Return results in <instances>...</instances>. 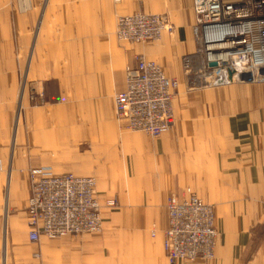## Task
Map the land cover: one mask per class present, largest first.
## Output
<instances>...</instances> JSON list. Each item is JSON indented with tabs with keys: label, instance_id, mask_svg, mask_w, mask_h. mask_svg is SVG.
Segmentation results:
<instances>
[{
	"label": "crops",
	"instance_id": "obj_1",
	"mask_svg": "<svg viewBox=\"0 0 264 264\" xmlns=\"http://www.w3.org/2000/svg\"><path fill=\"white\" fill-rule=\"evenodd\" d=\"M25 2L21 8L0 0V76L9 73L7 94L5 90L0 94V109H13L14 114L7 120V124L13 125L14 144L11 153L8 148L10 166L6 167L9 173L8 206L16 202L13 189L17 182L11 174L20 172L19 163L26 168L49 165L55 172L79 175L121 172L134 182L131 200L138 210L130 215L143 234L144 247L153 253V262L170 264L162 246L164 230L168 226V198L182 199L187 196V189H191L214 206L219 237L211 261H180L177 264H264V83L230 81L212 86L186 78L183 57L196 50L193 0H135V5L129 9L131 13L138 11V4L142 3L145 11L168 14L174 30L158 41L131 43L134 46L130 51L118 45L115 58L119 61L124 58L126 63L114 71L111 69L112 15L124 10L120 7L113 12L111 6L100 5L95 17L92 8V21L97 20L98 24L91 25L95 32L89 34L86 42L98 51L87 57L99 65L93 70L86 69L82 76V85L92 91L88 101L77 108L79 112L81 108L83 115L32 118L35 128L29 146L25 134L20 138L15 127L14 99L10 98L16 86L15 70L4 67L5 62L33 60L31 31L36 28L37 9L33 0ZM39 12L38 40L43 36L44 27L46 31L50 30L57 45L63 37L65 43L70 35L72 39L74 21H79V16L74 18L72 14L80 12L79 6L50 5ZM75 30L78 33L79 28L76 26ZM71 43H79V40L72 39ZM42 51L51 59L60 55L58 49L48 54L47 46L40 50L41 55ZM139 53L157 61L167 76L179 80L174 102L176 120L158 138L128 130L125 121L118 120L115 114L113 94L125 90L126 67L136 65ZM3 86L0 80V90ZM22 105L25 107V93ZM28 123L26 121L27 126ZM2 170L1 167L0 172ZM20 184L28 188L24 199L19 201H24L21 204L24 205L30 196L29 177L21 176ZM95 196L99 202L109 196V190L106 191L100 181ZM124 204L129 205L128 197ZM110 209L103 210V219L111 214ZM6 219L2 217L7 230H2L3 261L0 264H7L8 245L18 233L13 228L15 218L8 222ZM22 219L27 224V213ZM153 223L157 226L154 238L147 231ZM25 234L29 237L28 229ZM65 237L69 236L54 238L65 240V246L68 244L62 254H70L73 258L86 254L96 261L94 245L97 238L88 237L80 242L82 238ZM27 240L31 243L29 238ZM50 240L53 239L41 235V253ZM105 247L100 248L104 255ZM34 249L36 252L38 248ZM56 250H59V244ZM95 261L89 263L96 264Z\"/></svg>",
	"mask_w": 264,
	"mask_h": 264
},
{
	"label": "built area",
	"instance_id": "obj_2",
	"mask_svg": "<svg viewBox=\"0 0 264 264\" xmlns=\"http://www.w3.org/2000/svg\"><path fill=\"white\" fill-rule=\"evenodd\" d=\"M196 50L183 57L185 75L205 85L232 81L264 83V0H193ZM118 38L131 43L160 40L174 30L166 13L136 11L117 19ZM126 67V88L114 96L115 114L133 131L160 137L175 122L179 80L144 54ZM27 200L29 239L58 238L98 232L103 211L95 196V176L55 172L48 166L29 172ZM187 196L166 202L168 226L163 249L170 264L195 263L215 256L219 231L214 206L187 189ZM106 207L116 206L114 198ZM155 235V230L153 231Z\"/></svg>",
	"mask_w": 264,
	"mask_h": 264
},
{
	"label": "rangeland",
	"instance_id": "obj_3",
	"mask_svg": "<svg viewBox=\"0 0 264 264\" xmlns=\"http://www.w3.org/2000/svg\"><path fill=\"white\" fill-rule=\"evenodd\" d=\"M33 1V5L35 4L37 9V15L35 20L36 28H34V30L32 29L31 31V47H33V60L5 62L6 65L4 66L7 70L9 69L11 71L12 68L15 70L16 86L14 95L12 94L10 98L14 99L12 105L14 106V111L16 112L15 120H17V123L15 127H17L16 130L18 129L17 134H19L20 138H23V134H25L28 146L32 144L31 138L33 134V129L35 128V126L32 125V118L41 116H54L64 118L72 116L77 117L83 115L81 108L80 112L77 111V108L81 107L80 104L86 103L88 101V97L89 95H92V91L89 90L87 86L82 85V81L84 79L82 76H84V72L86 71V69L93 70V68H95L97 64L99 65L97 61L90 60V57H87L92 56L93 52L98 51L97 48L95 49L91 44H87L86 42L87 38L89 37V34H93L95 32V30L91 28V25L98 24L97 20L92 21V8L95 10V17L97 16V10L100 5H105L106 7L111 6L113 12L115 9L119 10L118 8L120 7L122 8V10H124L123 12L115 11V14L113 13L112 15V30L110 31V36L112 37L113 41V59L111 61V69L113 71L117 69L119 65L123 66L126 63L124 58H122L121 61L116 60L115 58V54L116 52H118L116 51L118 45L124 49L126 48L129 51L134 46L133 44H131V42L118 38L116 34V24L117 19L120 15L129 14V9H131L132 6L135 5V0ZM6 3L7 5L11 4L12 6L17 5L18 7H21L26 2L25 0H6ZM57 4L80 7L79 13L72 14L74 18L75 16H79V21H74V30L72 33L74 34L72 39H78L79 43H71L72 39L70 35L67 43H65V38L63 37L61 38L60 43L57 45L54 43V37L50 35V30L46 31V27L43 28L42 38H39L38 40V33L40 29L39 11L44 10V7L46 6ZM138 5L139 6L136 10L145 11V8H143L142 3ZM76 21L78 24H76ZM76 26L77 28H79L78 33L75 30ZM53 33L54 32L52 30V34ZM164 35H166V33ZM40 40L43 41L42 44H40ZM44 42H47V45H44ZM36 45L37 48L35 50ZM45 46H47L48 54L51 52H56V49H58L60 51V55H58V58L51 59L48 57L49 55L47 56V54L43 51L41 52V55L40 50L44 49ZM34 56L36 57L34 58ZM40 57H42V59ZM8 75L9 73L0 76L1 83L4 84V86L0 90V94L3 93L4 90L5 94H7L6 92L8 85ZM197 81L198 80H196V82ZM24 93L25 107H23V105L21 106V101ZM115 94L116 93L113 94V102ZM12 112L13 109H0V122H2L0 124V168L2 167L3 169L0 172V263L1 260L3 261L2 249L4 237H2V230H4L5 228L7 230V227L4 226V223L2 221V217H5L7 218V222L10 221L11 218H15L13 228L18 231L17 236H15L13 238V241L11 240V243L8 245L7 264H93L89 262L95 261V259L87 257L86 254H79L76 255L74 258L70 254H62V249H64L68 245L67 244L65 246L66 242H64L65 240L63 239L51 238L53 240L46 242V246H43V253H41L39 249V240L36 242H32L29 239L31 243L28 242L27 239L29 237H27L25 233L27 232V229L29 230V227L26 223H24L22 219V216L26 215L27 213V202L24 205H21L22 203H25L24 201L22 203L19 202L20 200L24 199L25 192L28 191V188L25 189L20 184L21 176L29 177L30 170L35 167H41V165L32 167L29 166L28 168H26L19 163L20 166H18V169H20V172L14 171L13 174H11L14 177V181L17 182L15 183L16 186L14 185L13 189V194L15 195L16 202L14 205H9L10 207L8 206L7 203L9 193V173L6 172V167L7 165L10 166L8 148L10 147L11 153V147L13 148L14 144L12 141L13 137L11 136L13 125L7 124V120L11 119V117L14 115L12 114ZM8 113H11V116H9ZM26 121L29 122L28 126L26 124ZM125 128L131 130L126 126V124ZM47 166L51 168V166ZM93 174L96 176L97 185L100 181L102 182L103 188L106 191L109 190L108 197L114 198L116 200V206L112 207L111 209L106 207L105 204L108 197L103 200L104 202H100L101 206H103L102 211L104 209H110L109 212H111V214H109L107 217L105 215V219H103V227L100 231L77 236L69 235V237L65 238H82L79 239L80 242H83L82 240L88 237L97 238V242L94 245V250L96 251V264H157L152 261L153 253L150 252L146 247H144L145 243L141 236L143 234L138 230L136 222L131 219L130 213H134L138 210L131 200V198H133V180L130 177L127 178V174L121 172ZM18 184L20 187L17 186ZM121 187H123V190H120ZM126 197H128L129 205L124 204ZM126 206H130V208ZM132 206L134 207L131 208ZM12 214H15V216H13ZM154 230L156 232L157 226L153 223L147 230L149 231V234L151 233L152 238L155 237V235H153ZM5 234L8 237V233L5 232ZM103 239H105L104 243ZM57 244H59V250H56ZM97 244L102 245L97 246ZM103 245L106 246L105 255L103 254V251L100 250L101 246ZM13 246H15V248H13ZM34 248H38L36 252L34 251ZM164 252L165 251H163V253ZM164 255H166V253ZM212 259L207 261H197L207 263Z\"/></svg>",
	"mask_w": 264,
	"mask_h": 264
},
{
	"label": "water",
	"instance_id": "obj_4",
	"mask_svg": "<svg viewBox=\"0 0 264 264\" xmlns=\"http://www.w3.org/2000/svg\"><path fill=\"white\" fill-rule=\"evenodd\" d=\"M230 81H232V80H231V72L229 71L228 76L221 82V84L222 83H227V82H230Z\"/></svg>",
	"mask_w": 264,
	"mask_h": 264
}]
</instances>
